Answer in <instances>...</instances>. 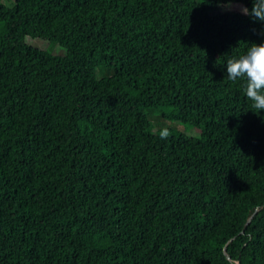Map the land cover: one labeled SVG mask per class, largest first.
Returning <instances> with one entry per match:
<instances>
[{
	"label": "trees",
	"instance_id": "16d2710c",
	"mask_svg": "<svg viewBox=\"0 0 264 264\" xmlns=\"http://www.w3.org/2000/svg\"><path fill=\"white\" fill-rule=\"evenodd\" d=\"M9 1L0 264H264V110L224 67L250 0Z\"/></svg>",
	"mask_w": 264,
	"mask_h": 264
},
{
	"label": "clouds",
	"instance_id": "9594fccd",
	"mask_svg": "<svg viewBox=\"0 0 264 264\" xmlns=\"http://www.w3.org/2000/svg\"><path fill=\"white\" fill-rule=\"evenodd\" d=\"M251 7L239 5L242 14L249 16L264 28V0H250ZM231 7V0L227 5ZM264 36V32L257 33ZM227 79L243 81L242 91L250 101L251 107L259 112L264 110V38L257 42H249L243 52L230 56L224 63ZM254 112V111H253ZM161 138L168 135L163 128L159 133Z\"/></svg>",
	"mask_w": 264,
	"mask_h": 264
},
{
	"label": "rangeland",
	"instance_id": "374dc122",
	"mask_svg": "<svg viewBox=\"0 0 264 264\" xmlns=\"http://www.w3.org/2000/svg\"><path fill=\"white\" fill-rule=\"evenodd\" d=\"M1 3L5 5L6 7L10 8L12 6V2L9 0H1ZM44 45V43L41 44V46ZM150 122L153 124V133L159 134L160 130L163 128H166L167 130H171L173 132L183 133L187 136H197V133L186 126H183L182 124L178 122H172L169 120H165L162 116V111H157L154 116L149 118ZM169 134V132H168Z\"/></svg>",
	"mask_w": 264,
	"mask_h": 264
},
{
	"label": "water",
	"instance_id": "95a60500",
	"mask_svg": "<svg viewBox=\"0 0 264 264\" xmlns=\"http://www.w3.org/2000/svg\"><path fill=\"white\" fill-rule=\"evenodd\" d=\"M227 258H229L228 256H226Z\"/></svg>",
	"mask_w": 264,
	"mask_h": 264
}]
</instances>
